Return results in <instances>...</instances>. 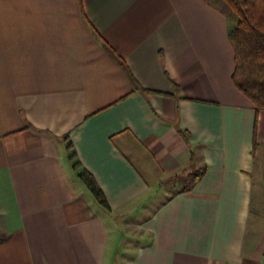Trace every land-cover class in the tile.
Returning a JSON list of instances; mask_svg holds the SVG:
<instances>
[{"label":"crops","instance_id":"1","mask_svg":"<svg viewBox=\"0 0 264 264\" xmlns=\"http://www.w3.org/2000/svg\"><path fill=\"white\" fill-rule=\"evenodd\" d=\"M235 68L207 0H0V264H106L110 214L202 168L132 264H264V109Z\"/></svg>","mask_w":264,"mask_h":264},{"label":"trees","instance_id":"2","mask_svg":"<svg viewBox=\"0 0 264 264\" xmlns=\"http://www.w3.org/2000/svg\"><path fill=\"white\" fill-rule=\"evenodd\" d=\"M228 19L229 37L236 53V68L233 79L236 86L256 105L264 109V0H207ZM32 127V126H31ZM257 142H254V148ZM74 168H81L77 154H70ZM206 168L194 171L186 178L184 190L202 178ZM78 177L92 192L94 198L106 210L111 211L107 197L86 168L78 172ZM8 235H0L7 239Z\"/></svg>","mask_w":264,"mask_h":264},{"label":"rangeland","instance_id":"3","mask_svg":"<svg viewBox=\"0 0 264 264\" xmlns=\"http://www.w3.org/2000/svg\"><path fill=\"white\" fill-rule=\"evenodd\" d=\"M180 176L179 174L176 176L177 182L163 180L160 191L157 189L151 195L141 197L128 209L110 214L107 221L112 226V245L110 244L106 264H132L136 249L139 244L144 243L143 236H141L144 227L141 226V222L145 223V218L152 214L155 208L169 195V192L172 194L186 184L188 175L180 174ZM256 185L259 188L257 190L260 191L258 215L264 221V178L256 180ZM89 192L94 197L90 190Z\"/></svg>","mask_w":264,"mask_h":264}]
</instances>
